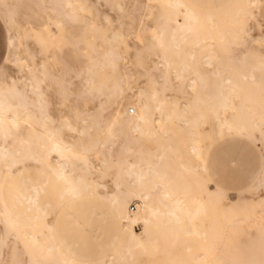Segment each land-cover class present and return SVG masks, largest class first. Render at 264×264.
I'll use <instances>...</instances> for the list:
<instances>
[{
	"label": "bare ground",
	"instance_id": "bare-ground-1",
	"mask_svg": "<svg viewBox=\"0 0 264 264\" xmlns=\"http://www.w3.org/2000/svg\"><path fill=\"white\" fill-rule=\"evenodd\" d=\"M159 1L163 14L156 20V32L145 49L158 61L150 67L139 64L143 72L138 75L146 77L147 83L143 88H131V96L126 97L124 85L130 86L132 81L118 68L116 46L122 42V35L117 33L105 36V41H110L106 50L97 48L96 40L87 41L86 31L78 38L72 31L67 33L65 46H74L77 56L78 46H85L82 58L87 64L77 74L84 89L78 93L71 90L73 84L68 81L71 56L61 47L52 57L58 67L56 73L29 55L32 65L23 88L15 81H6L5 71H0V264H5L12 237L16 242L6 264H264V216L255 240L246 241V229L260 221L258 212L251 209L257 204L250 202L248 208L239 200L228 205L225 192L213 188L198 171L204 169L207 146L226 135L254 138L259 132L264 153V53L247 55L246 51L242 58L235 54L237 47L252 40L247 21L258 1L242 0L223 13L204 18L186 0ZM77 2L0 0V15L13 25L24 3L41 11L48 5L61 27L64 21L76 22ZM259 39L262 42L264 38ZM35 40L42 49L48 42L37 34ZM16 46L9 29L6 60L20 65L14 53ZM142 56L137 53L136 60ZM52 84L62 102L76 95L84 105L96 102V109L74 108L58 125L49 113L47 91ZM107 108L113 112L105 118ZM32 125L38 129L25 131ZM94 160L99 161L100 169ZM262 160V176L256 188L264 187ZM29 163L45 168L55 178L60 188L59 207L98 196L102 181L112 178L115 192L107 200L120 238L108 259L80 262L61 249L48 221L59 207L40 219H24L12 210L5 185L15 169ZM133 202L139 204L137 212L131 214ZM137 225H142L141 233L136 232Z\"/></svg>",
	"mask_w": 264,
	"mask_h": 264
},
{
	"label": "rangeland",
	"instance_id": "rangeland-1",
	"mask_svg": "<svg viewBox=\"0 0 264 264\" xmlns=\"http://www.w3.org/2000/svg\"><path fill=\"white\" fill-rule=\"evenodd\" d=\"M77 1L78 2L74 5V7L77 8L75 12L77 16L76 22L73 23L69 21H64L62 23L63 25L61 24V27L57 26L55 22V16L48 9L49 7L48 5L45 6L47 10L41 11L35 7L27 6V4L24 3L13 25H9L6 19L0 15V71L1 70L5 71L6 81H8L9 83L15 81L19 86V88H23L24 84L28 83V81H26L29 76L28 67L29 65H32V61L29 59V55H35L37 64L44 62V64H46L54 73H56L58 67L56 66V63L52 57L54 55V52L61 47L65 50V52L68 51L69 55L71 56L70 59L71 72L68 78V81L73 84L71 90L74 93H78L82 91L84 89L82 79L78 78L77 74L80 72V69L87 64L86 59L82 58V55L85 53V46L84 45L78 46L81 56L79 54H78L79 56H77L76 53L73 51L75 47L65 46V42H66V38L68 37L67 33L69 31L75 33L74 35L75 38H78L81 33L86 31L87 32L86 40L87 41L96 40L97 48H100L102 50L108 49V43L110 41H105L108 40L107 37H110L115 33L121 34L122 42L116 46L120 54V59L118 61V68L122 76H124L126 79L130 78V81H132V84L130 86L124 85L125 95L126 97L131 96L132 94L131 93L132 91L130 90L131 88L136 89V87L137 88L145 87L147 83V78L144 77L143 75L142 76L138 75V72H143L142 68L141 67L139 68V64H143L146 67H150L153 64V62L158 61L157 57L153 55L149 56L145 52V49L150 44L152 35L156 32V26H157L156 20L160 17L161 14H163L162 1L159 0H77ZM186 1L188 5L191 8H193L201 18H204L205 16L210 14L216 15V13H223L227 11L235 3L238 4L242 0H190V1L186 0ZM257 1L258 4L251 7V15L247 21V29L249 31L252 40H249V42H247L246 44H243L236 48L237 51L235 54L238 56V58H242L243 54L244 56H247L250 55V53L251 54L252 53L256 54L258 52L264 53V43H263L264 39L262 40V42L259 39V37L264 38V0H257ZM79 7L83 9H80ZM180 15L181 17L183 16L182 13ZM9 29L11 31V35L15 37L17 40V46L14 50V53L17 56V58L21 60L20 65L6 60L8 57V52L6 48V39H7V30ZM94 33H96V36L94 35ZM35 34L47 38L48 42L46 43L43 49L37 44L35 40ZM255 40L256 42L257 40L258 42L259 41L260 42L254 43ZM246 51H248L249 54L246 55L247 53ZM140 52L143 53L142 59L136 60L135 56L137 53ZM77 58H79V61L76 60ZM174 83L176 82L174 81ZM57 90H58L57 87L52 84L47 91V96L50 102L49 113L57 121L58 125H60L67 116L71 115L72 110L74 108H78L80 110L90 111V112H94V110L96 109V105H97L96 102L94 103L92 102L89 103L88 105H84V103L81 102L76 95H72L68 101L62 102L59 99ZM131 107L132 106H129L128 109L132 110ZM112 112L113 110L111 108H107L106 112L104 113L105 118H108ZM130 112L129 114L132 115ZM204 128L208 130L210 126H206ZM30 129H38V128L32 125L30 126V128L29 127L26 128L25 131H29ZM65 135L69 136L70 134L68 132H65ZM239 142L240 143L242 142L244 143V145L247 146H244L242 143L240 145ZM261 146H262L261 134L259 135V132H256L254 134V138L243 137L238 135H226L223 136L222 138H217L215 141H213L211 144L207 146V150H206L207 152L204 154V159H203V166H204L203 171L201 169L200 170L198 169L199 173L202 172L201 175L204 178H206L208 182H210V185L211 186L213 185L212 186L213 188H217L225 192L226 194L225 200L228 205H231L233 202H238L239 200H240L239 202L242 201L243 203H246L247 204L246 206L248 208L251 206L250 202H252V205L253 203L257 204L256 205L257 207L251 206L252 208L251 207L250 208L258 212L257 216L260 218V221L252 223L246 229L249 235L246 241L255 240L257 234L256 232L257 226L259 223H262L261 218L264 216V211L262 210L264 207V187L256 188V185L258 184L259 179L262 176V166H263L262 158H264V153H263V148ZM215 151L216 152L218 151L217 152L218 154H215L216 153ZM228 151L230 153H228ZM220 154L221 155L224 154V156L222 155L221 157ZM225 155L227 156L225 157ZM199 164L202 165V161ZM94 165L97 169H100L99 161L94 160ZM241 166H243L244 170ZM218 168H220V170ZM217 169L219 172H221L220 174L222 176L219 174ZM248 169L250 170L248 171ZM100 188L98 189L99 195L96 197L82 198L76 201H71L59 207L60 188L55 178L45 168L35 166L33 163H29L25 167L15 169L14 174L10 176V178L8 179L5 185V192H6L7 200L12 210L18 216L24 219L44 218L50 215L59 207L54 217L53 216H49L50 218L48 217V221L51 222L54 226V232L57 243L60 245L61 249L69 257H72L73 259L78 260L80 262H95L103 259L104 260L108 259V257L119 246L118 238H120V234L114 219L113 209L111 207V204L107 200L109 195L115 192V185L112 178L111 177L105 178L102 181V187ZM226 189L229 190L227 191ZM257 189H258V193H257ZM249 191L252 192L253 195H250L252 193H250ZM241 199L243 200L245 199V200L243 201ZM230 201L233 202L230 203ZM87 204L89 205V207ZM138 204L139 202H133L130 204L129 212L131 214L137 212ZM74 208L78 209L79 211L75 210ZM88 209L90 212H88ZM76 212L77 213L79 212L80 214L79 213H78L79 215L75 214ZM89 213L91 215V218ZM83 214L85 215L88 214V216L86 215V217H82L85 216ZM97 218L100 219L98 220ZM101 218L102 219L105 218L104 222ZM109 218H111L112 220ZM108 219L112 222H110ZM88 221L90 222V224ZM97 222L98 223L102 222V223L98 224ZM85 223L86 225H84ZM68 224L70 225V227ZM73 224L76 229L73 227ZM91 224L96 225V227L92 226ZM80 227L82 230H79ZM106 227H108L109 229L107 230ZM95 230H97L99 233ZM135 230L137 233H141L143 230L142 225H137L135 227ZM102 231L104 232L106 231V233L108 234L106 233L103 234L104 232ZM2 232H3V226L2 224H0V234H2ZM94 232H97L96 233L97 236L93 234ZM69 234H71L70 235L71 237L69 236ZM78 236L80 237L82 243L79 241L80 239H78ZM110 236L111 238H109ZM15 242L16 241L13 237L9 241V249L5 253L6 256L5 264L9 262L10 252H11L10 248L15 246Z\"/></svg>",
	"mask_w": 264,
	"mask_h": 264
}]
</instances>
